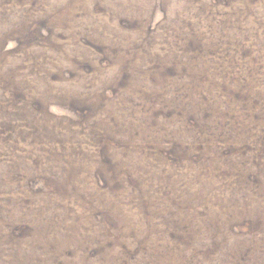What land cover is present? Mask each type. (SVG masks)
I'll use <instances>...</instances> for the list:
<instances>
[{
  "label": "rangeland",
  "instance_id": "rangeland-1",
  "mask_svg": "<svg viewBox=\"0 0 264 264\" xmlns=\"http://www.w3.org/2000/svg\"><path fill=\"white\" fill-rule=\"evenodd\" d=\"M0 264H264V0H0Z\"/></svg>",
  "mask_w": 264,
  "mask_h": 264
}]
</instances>
